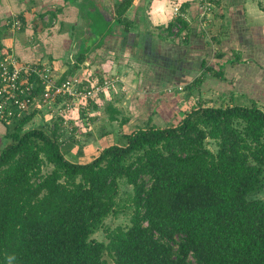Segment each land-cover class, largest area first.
Instances as JSON below:
<instances>
[{"label":"trees","instance_id":"obj_1","mask_svg":"<svg viewBox=\"0 0 264 264\" xmlns=\"http://www.w3.org/2000/svg\"><path fill=\"white\" fill-rule=\"evenodd\" d=\"M116 1L115 23L130 32L124 14L134 0ZM211 1L214 9L221 0ZM188 8L180 4L179 15L159 28L161 38L187 42ZM255 47L263 58L250 59L264 77V45ZM248 61L237 51L216 67L203 60L185 90L207 77L225 88L227 66ZM229 93L248 96L250 105L197 107L167 126L155 124L152 113L146 127L90 162L66 157L64 133L31 126L32 114L14 122L0 149V264L9 256L12 264H108L105 255L113 264H264V199L251 198L264 188V111L254 89ZM122 118V125L130 120ZM120 180L133 191L130 226L106 231L107 243L92 239L117 214Z\"/></svg>","mask_w":264,"mask_h":264},{"label":"crops","instance_id":"obj_2","mask_svg":"<svg viewBox=\"0 0 264 264\" xmlns=\"http://www.w3.org/2000/svg\"><path fill=\"white\" fill-rule=\"evenodd\" d=\"M112 1L115 0H0V57L11 51L21 61L55 62L67 69L66 65L73 66L81 54L82 41H87L83 37L84 29L88 25L92 27L90 13L102 8L105 18L110 20L103 31L109 33L105 37L99 35L98 40L103 39L101 45H97L98 40L94 46L88 45L92 48L85 52L88 53L85 62L94 70H108L120 75L126 84L124 91L113 90L107 97H113L116 92L119 100L115 98L110 103L113 107L120 103L124 106L123 112L126 115L130 113L131 119L124 126L135 124L144 128L152 113L153 121L160 122L175 109L182 111L181 117L184 116L179 97L201 73L203 60L216 67L226 58H231L233 51H237L241 59L255 58V45H264V10L259 8L261 0H221L219 6L224 9L222 17L226 33L219 30V36L215 35L219 42L216 40L215 44L212 40L215 31L210 27L212 29L211 25L215 23L213 11L217 5L211 10L208 27L206 24L202 28L197 0H134L124 14V18L133 23L131 31L127 32L124 25L115 23V12H111L108 4ZM185 1L189 3L185 19L191 24L187 42H181L180 38L166 40L165 33L161 38L159 28L165 24H152L147 9L154 2L176 5ZM96 31L99 33L100 30ZM218 52L224 53L220 59ZM235 67L238 68L227 66L225 76L236 88H244L248 92L253 85L259 84L252 79L241 86L236 79L238 72ZM257 77L264 79L261 72ZM212 83L223 85L208 77L205 79V84ZM123 97L129 102H123ZM10 130L11 127L0 122V149L10 143L7 137Z\"/></svg>","mask_w":264,"mask_h":264},{"label":"rangeland","instance_id":"obj_3","mask_svg":"<svg viewBox=\"0 0 264 264\" xmlns=\"http://www.w3.org/2000/svg\"><path fill=\"white\" fill-rule=\"evenodd\" d=\"M108 3V2H106ZM114 3V4H113ZM117 1L115 0L114 2L112 1L110 4L111 12H115V5ZM259 8L264 10V0H261ZM172 5V3H168ZM224 7L225 10H227V5L225 3ZM175 5V4H174ZM223 8H221L219 5L215 8L214 13V20L215 23H212V29L210 27V30L215 31L212 36H215L216 34L219 36V30L224 32L226 26L224 27L225 22L223 21L222 15L224 14ZM104 9L102 8H96L95 11L92 12L91 15V24L93 27V35L90 39H88L86 42L82 41L81 45H83V51L86 52L87 49L91 50L92 46L88 45H93L96 43L98 38L100 36L98 35V31L96 30H103L107 29L108 23L110 20L108 17L105 18L103 14ZM208 27V23H207ZM226 33V31L224 32ZM101 39V38H100ZM99 39V40H100ZM98 40V41H99ZM213 40V38H212ZM94 46V45H93ZM255 58L258 57V54L261 55L263 58V53L261 50L257 49L255 47ZM79 52H82L81 50ZM88 53H85L84 56L85 58L87 57ZM79 61V59L77 58ZM260 60V59H259ZM262 63L261 65L264 64V60H261ZM248 64H241L238 66L236 69L237 73V81L238 83L243 86L247 81L254 79L260 84H255L253 85L252 89H254V99L257 100V106L261 108L264 111V79H260L257 77L261 71V68L257 69L254 59H249ZM88 62H81V65L78 68H75L74 66H71L70 64L66 65L69 68H64L62 66H57L55 62H51L50 66L53 68L57 69V73L65 72V74L70 73L71 71L74 72L73 70L75 69L74 74H77L81 77L84 76H93L95 78L104 79V78H109V77H114L117 74L111 73L110 71H103V70H94L95 68H91L87 65ZM109 63V62H108ZM71 66V67H70ZM62 67V68H61ZM264 67V66H263ZM71 70V71H70ZM263 70V69H262ZM264 71V70H263ZM120 76V75H119ZM122 76V75H121ZM264 78V77H263ZM225 88L220 87L219 83H212V84H203L201 87H196L193 88L192 90H185L183 94L179 97L180 101V107H183L185 112H188L194 108L197 107H218V106H226V105H231V104H239L243 106H248L250 105V98L248 96H241L238 93H235L232 97L230 96V91H243L245 92L244 88H236L234 85H232L231 79L226 76L225 77ZM230 84V85H229ZM231 89L229 92L228 90ZM108 96V95H107ZM118 95L116 92L113 94V97L110 96L109 99L108 97L105 98L102 103H98L97 105L94 104L92 106L93 110L88 111L83 114V112L80 113V125L76 129H73L71 134H66L64 133L65 137L63 139H67V143L62 145V150L65 153L66 157L70 159H74L76 162H90L92 161L98 154L99 152L105 147L110 144L118 143L121 144L123 142V135L128 133L129 131L135 130V128L139 127L137 125H133L132 127L130 126H124V124H120L121 121L120 119H127L130 118L131 115L128 113L126 115V112L121 106V104L117 103L114 104V107L116 109L122 110L121 112L115 110L113 107L112 99L119 98L117 97ZM125 96V95H124ZM123 102H129L128 98L123 97L122 98ZM177 104H178V99H177ZM177 108H179L177 106ZM113 110H115L117 113H115ZM177 109H175L172 113H170L167 116L166 120H163V122L156 120L154 121L155 124L159 126H167L170 125L172 122L175 123L178 118L181 117L182 111L179 112ZM113 117V118H111ZM115 117L117 120H114ZM163 117V116H162ZM131 119V118H130ZM32 120L31 126H36L38 128H42L46 133H53L55 134H61L62 129L54 123V126H51V123H49V117L47 115H37L34 119ZM42 124L44 126H42ZM12 124H7V126L10 128ZM13 126V125H12ZM50 126V127H48ZM124 126V127H123ZM29 128H26V130ZM77 135V137L75 136ZM73 138H71V137ZM206 145L211 149L215 150V142L212 140H207ZM132 187L128 185L124 180L119 181V194L116 198L117 201V207L116 211L117 214H111L107 218L104 219V222L102 224V227L96 231L94 234L91 235L92 239H95L97 241H102L104 243H107L108 240L106 238V231L115 229L117 227H121L123 229H126L127 227L130 226V218L132 215V206H131V196H132ZM251 198H258V199H264V188L257 192L256 194L252 195ZM105 259L107 260L108 264H113L112 258H110L108 255H105Z\"/></svg>","mask_w":264,"mask_h":264},{"label":"built area","instance_id":"obj_4","mask_svg":"<svg viewBox=\"0 0 264 264\" xmlns=\"http://www.w3.org/2000/svg\"><path fill=\"white\" fill-rule=\"evenodd\" d=\"M197 3L203 28L209 23L214 5L211 0H197ZM176 6L174 16L179 15L180 4ZM56 71L45 61H21L11 51L2 54L0 122L13 125L30 114L34 117L47 115L51 126L56 123L67 136L80 125L81 112L85 115L93 110L94 104L102 103L111 91H124L126 85L119 75L98 80L93 76Z\"/></svg>","mask_w":264,"mask_h":264},{"label":"clouds","instance_id":"obj_5","mask_svg":"<svg viewBox=\"0 0 264 264\" xmlns=\"http://www.w3.org/2000/svg\"><path fill=\"white\" fill-rule=\"evenodd\" d=\"M178 6L170 5L166 3H156L154 2L148 9L147 15L154 25L166 24L172 16L176 13ZM14 256L8 257V264H12Z\"/></svg>","mask_w":264,"mask_h":264},{"label":"water","instance_id":"obj_6","mask_svg":"<svg viewBox=\"0 0 264 264\" xmlns=\"http://www.w3.org/2000/svg\"><path fill=\"white\" fill-rule=\"evenodd\" d=\"M84 39L85 40H88V39H90L91 37H92V35H93V30H92V27L90 26V25H88L87 27H86V29H84Z\"/></svg>","mask_w":264,"mask_h":264},{"label":"bare ground","instance_id":"obj_7","mask_svg":"<svg viewBox=\"0 0 264 264\" xmlns=\"http://www.w3.org/2000/svg\"><path fill=\"white\" fill-rule=\"evenodd\" d=\"M176 30V29H175Z\"/></svg>","mask_w":264,"mask_h":264}]
</instances>
